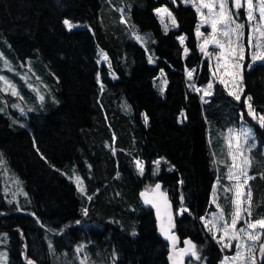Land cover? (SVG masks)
Instances as JSON below:
<instances>
[{
  "label": "trees",
  "instance_id": "16d2710c",
  "mask_svg": "<svg viewBox=\"0 0 264 264\" xmlns=\"http://www.w3.org/2000/svg\"><path fill=\"white\" fill-rule=\"evenodd\" d=\"M162 5L176 18L169 31L155 12ZM65 20L87 26L69 30ZM196 23L183 0H0V40L8 39L15 56L40 58L58 100L28 114L14 105L0 110V154L8 165L0 174V248L8 250V264H168L154 211L140 200L159 182L176 210L187 206L177 232L200 256L190 254L188 264H220L223 249L201 218L217 209V179L227 220L234 192L230 155L216 156L213 137L224 147L235 128L234 146L239 142L247 156L241 123L253 133L247 142L257 140L249 153L250 219H264V62L251 59L264 51L257 47L264 37L244 27L237 69L229 58L208 61ZM234 47L227 40L226 54ZM188 70L202 91H212L206 101ZM234 155L242 167L237 149ZM138 160L145 162L142 174Z\"/></svg>",
  "mask_w": 264,
  "mask_h": 264
},
{
  "label": "rangeland",
  "instance_id": "374dc122",
  "mask_svg": "<svg viewBox=\"0 0 264 264\" xmlns=\"http://www.w3.org/2000/svg\"><path fill=\"white\" fill-rule=\"evenodd\" d=\"M184 3L191 5L196 13H197V23H196V27H195V34L197 37V41H198V47L199 49H201L204 54L205 57L208 59L209 62H218L221 61L224 58L221 59H217L218 56L221 55V52L223 51L226 54V50H221L216 44L213 43V36H215V38L217 40L220 41V43L225 44V48H226V41L227 39L224 38L222 35L217 34V33H213L212 31V27H211V19L212 16L209 13V9L205 8L202 6L200 0H183ZM205 3H213L215 6L212 9V14L218 13L219 12V4H218V0H204ZM243 3V0H242ZM253 5L254 8L257 5V0H253ZM200 7V11H197V7ZM227 7L229 10H233V0H227ZM167 8L169 10V12L171 13V16L168 15V13L166 12H161V13H157L156 9H164ZM155 12L158 15V18L163 26L164 31H169L172 28L176 27V18L172 12V10L170 9L169 6L167 5H162L159 7L155 8ZM246 13H247V7L246 5L244 7H241L240 9H236L232 11L233 16H237L238 15V19L236 20L237 23H243L246 27L251 28L253 31H257L256 30V26H257V22L259 23H264V21L260 20L259 14L257 11H254V15L256 16V20L255 21H249L246 17ZM172 17L175 18V26L173 25L172 22ZM242 17H244V21L242 22L241 19ZM73 25H76V27L73 28H79V27H85L87 26L86 23H81V22H72L70 21ZM217 27L219 28L220 25H217ZM199 31V34H198ZM259 31H264V29H259ZM144 37H148L150 36L149 33H145L143 35ZM183 37L184 40V36H180ZM207 41V42H206ZM208 46H213L214 48L211 50H207ZM153 60V58L151 57V61ZM0 76L4 77L5 80H0V109H5V108H9L10 106L13 107V105H17L14 106L16 111H20L21 113H33V111L37 110V107H41V106H45L50 102H58L55 92H54V87H53V83L51 80L46 78V75L43 71V67H42V63L39 57L37 58H26V59H22L18 56H15L14 52L12 51V47L10 45V42L8 41V39L3 38L0 40ZM32 76V77H29ZM16 78H21L23 81L21 82H17ZM35 78V80L33 79ZM5 81H7V84L5 83ZM9 85L14 86L16 92L18 93V99L14 102V104L9 103L8 101H10L8 96H5V94H12V88L9 87ZM230 93H235L234 89L230 88L229 89ZM212 91L209 90H203L202 91V99L204 101H206L209 97H207V95H211ZM235 96V95H234ZM2 97V98H1ZM41 97H43V99H41ZM2 99L4 101L3 106H2ZM8 102V103H7ZM5 104V106H4ZM238 132H244L249 130V127L246 126L245 123H241L240 126L238 127ZM235 128H230L228 130V135H226L225 138V144L224 147L221 143L218 142V146L216 145V138L213 137V150L216 154V156L218 158H223L222 161H225L224 157H227V153L226 150L228 151L229 155L230 152L232 155H234L236 153V148L234 146L235 143ZM253 133L251 132V135ZM253 143V139L250 140L249 142H247L246 145V155L247 157L250 159V151H248V146ZM255 146L257 144V140H254ZM219 148V149H218ZM232 155H230V159H231V165L227 168V178H228V173H229V169L230 167L233 165V160H232ZM236 163V161H235ZM143 164V162H142ZM236 165V164H235ZM243 167V166H242ZM242 167H237L235 166L234 168H232V172L233 175H238L242 169ZM6 172L8 174V165L6 163V160L4 158V156L0 155V174ZM247 174L248 176H251L249 173V168H247ZM219 180L217 179L216 183H215V187L213 189V193L211 195V201L217 205H219L218 203V191H217V186L219 184ZM250 181V180H249ZM249 181H248V185L245 186V188L243 189V191L245 193H247L248 188H249ZM243 182V177L241 178V181L239 183ZM230 183L232 185L233 188V192H234V197H233V212L236 210V205L234 204V201L236 199V185H237V181L235 179L230 180ZM243 199V198H242ZM215 201V202H214ZM247 207V203H243L241 205V209ZM181 209L185 210V207L182 206L177 212L183 213V211H181ZM221 207L219 205V207H217L216 211H209V213L207 214L206 217H204L205 220L207 219H211L213 214H216L217 216L221 213ZM243 214V213H242ZM224 215V214H223ZM232 217V216H231ZM225 218V217H224ZM225 220H227L225 218ZM231 221L230 220H227ZM204 223V220H203ZM204 226L206 227L205 223ZM220 222H217V228H220ZM246 227L244 221H241L240 223H238L236 225L237 229ZM217 228H214L212 232H210L215 238L216 240L219 242L220 246L223 249L224 252V256L223 259L221 261L220 264H253V261L251 258L247 257V248L243 249V253L245 256V259H237L235 261H233L232 259H230L231 257L236 255V245L239 241L237 240H231L229 241L227 236H223L222 231H217ZM206 230H208V228L206 227ZM253 232L257 231V230H252ZM209 232V231H208ZM223 237V238H222ZM241 238L244 241H247V237L244 236L243 233H241ZM261 240H264V234L261 235ZM227 243H231V247H224L225 244ZM247 243L250 245L252 242L251 241H247ZM260 247V242H256V248L254 250V256H255V264H260L258 259H257V251ZM229 258V259H225V258ZM103 262V260H102ZM0 264H8V250L4 249V248H0ZM100 264H108L106 262L100 263ZM111 264H115V261L112 260Z\"/></svg>",
  "mask_w": 264,
  "mask_h": 264
},
{
  "label": "snow or ice",
  "instance_id": "6c2138e0",
  "mask_svg": "<svg viewBox=\"0 0 264 264\" xmlns=\"http://www.w3.org/2000/svg\"><path fill=\"white\" fill-rule=\"evenodd\" d=\"M200 2L203 7L209 9V13L212 16L211 27H212L213 33L222 35L224 38L228 40L229 44H232V43L236 44V47L230 48L227 54H225L222 51L221 55L218 56L217 59L219 60L221 58H229V59L235 60L237 61V63L234 65V67L239 69L241 65L238 63V61L244 59V47H243V44L241 43V38L243 36V30H244L245 25L243 23L236 22V20L238 19V15L233 16L232 11L236 9H240L241 7H244L246 5L247 7L246 17L249 21L256 20L254 11H257L259 14L260 20L264 21V0H257V5L255 6V8L253 5V0H243V3H242V0H233V10L228 9L227 0H218L219 12L215 14H212V9L215 6L213 3H205L204 0H200ZM200 10L201 9L198 6L197 11H200ZM162 11L168 13V15L171 16V13L169 12L167 8L156 9L157 13H161ZM172 22H173V25L175 26L174 17H172ZM63 23L65 24V26H67L69 30H71V28L73 27H76V25H73L69 20H65ZM217 25H220V27L218 28ZM259 29H264V23L257 22V26H256L258 35L260 37H264V31H259ZM198 34H199V31H198ZM136 38L140 39V37H136ZM181 41H183V37H181ZM213 43L216 44L221 50L225 49V44L220 43V41L217 40L215 36H213ZM249 43H251V37L249 38ZM257 47L261 48L264 46L257 45ZM185 51H187V49H185ZM251 59L253 62H257V61L264 62V51H261L258 53L253 52L251 55ZM249 67H251V65H249ZM189 76H191V72L189 73ZM240 79L242 80V76L240 77ZM0 80H5V78L0 76ZM5 83L7 84V81H5ZM221 83H223V81H221ZM9 87L12 88V95H18L14 86L9 85ZM211 88H212V84L210 83L208 85V89H211ZM230 94L235 95V98L237 100L240 99V96L237 95L236 93H230ZM41 99H43V97H41ZM247 99L250 101L252 98L251 96H249ZM14 106H17V105H14ZM248 107H249V114L254 116L251 105L249 104ZM254 118L256 117L254 116ZM259 121L261 123V126H264V116H260ZM242 134L246 137L245 143H247V137L251 136V130L249 129L247 131H244ZM252 139H253V143H251L248 146V149H247L248 151H251V149L255 147L254 137ZM236 149H237V154L243 157V167L238 175H235V176L233 175L232 168L236 166L235 161H236L237 156L232 155L230 152V155H232L233 165L229 169L228 179L229 180L235 179L238 182L236 185V199L234 201V204L236 205V210L232 213L231 221L229 223V221L225 220L222 209H221V213L218 216L216 214H213L211 219L205 220L203 217L201 219L204 220V223L206 227L208 228L209 232H212L214 228H217V222L219 221L221 227L217 228V231H222L223 236H227L229 241L231 240L239 241L236 245V249H237L236 255L231 257L230 259H232L233 261L237 259H245L243 249L247 248V257L251 258L253 261V264H255L254 250L256 248V242H260L259 251L262 254H264V240H261V235L264 234V219L257 218L255 221H252L250 219V217L252 216V205H251L252 193H251L250 186L248 188L247 193H245L243 189L245 188V186L248 185L249 180L254 179V177L248 176L247 174V168L251 166L252 161L247 156H244L243 152L240 151L239 142H237L236 144ZM154 163L156 165H159L160 160H157ZM137 166L139 167L140 172L142 174L143 173L142 162L137 161ZM242 177H243V182L239 183ZM76 185H77L78 190L82 194H84L85 188L82 186V181L79 177H76ZM156 188L159 189L160 185L157 184ZM87 198L91 200L92 197L88 196ZM245 202L247 203V207L241 209V205ZM217 207H219V205H217ZM181 211H184V209H181ZM83 212H84V215L88 214L87 209H84ZM241 221H244L246 227L237 229L236 225L240 223ZM77 223H79V221H77ZM252 230H257V231L253 232ZM161 231L163 232L164 229L161 228ZM241 233H243L244 236L247 237V241L252 242L250 245L247 243V241H244L241 238ZM186 243L191 245L190 248L187 249L186 254L190 253L191 256L199 260L200 256L197 254L196 245L193 244L191 241H187ZM231 246H232L231 243H227L224 245V247H231ZM77 251H79V248L77 249ZM225 259H229V258L226 257Z\"/></svg>",
  "mask_w": 264,
  "mask_h": 264
},
{
  "label": "water",
  "instance_id": "95a60500",
  "mask_svg": "<svg viewBox=\"0 0 264 264\" xmlns=\"http://www.w3.org/2000/svg\"><path fill=\"white\" fill-rule=\"evenodd\" d=\"M157 184L160 185L159 189L156 188ZM157 184L153 189L142 191L140 200L144 206L154 211L158 235L169 246L167 254L168 264H187L190 253H186L191 245L186 242L191 241V239L181 240L177 232V212L174 203L162 183L159 182ZM161 228L164 229L163 232ZM257 259L260 264L264 262V254L259 249L257 251Z\"/></svg>",
  "mask_w": 264,
  "mask_h": 264
},
{
  "label": "built area",
  "instance_id": "2783aa9c",
  "mask_svg": "<svg viewBox=\"0 0 264 264\" xmlns=\"http://www.w3.org/2000/svg\"><path fill=\"white\" fill-rule=\"evenodd\" d=\"M190 72H191V75H193L192 71H188L187 74L189 75ZM193 86L197 92H201L202 86L199 85L198 78L194 81ZM138 161L143 162V167L145 166V162L143 160H138Z\"/></svg>",
  "mask_w": 264,
  "mask_h": 264
}]
</instances>
